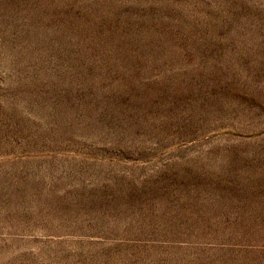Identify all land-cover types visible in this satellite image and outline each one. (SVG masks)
I'll return each mask as SVG.
<instances>
[{
  "label": "rangeland",
  "instance_id": "1",
  "mask_svg": "<svg viewBox=\"0 0 264 264\" xmlns=\"http://www.w3.org/2000/svg\"><path fill=\"white\" fill-rule=\"evenodd\" d=\"M0 264H264V0H0Z\"/></svg>",
  "mask_w": 264,
  "mask_h": 264
}]
</instances>
